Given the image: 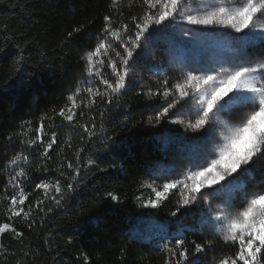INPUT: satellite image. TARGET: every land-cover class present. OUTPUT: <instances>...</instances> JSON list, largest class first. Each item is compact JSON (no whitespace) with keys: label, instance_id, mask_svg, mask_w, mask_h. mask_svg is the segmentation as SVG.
<instances>
[{"label":"snow or ice","instance_id":"1","mask_svg":"<svg viewBox=\"0 0 264 264\" xmlns=\"http://www.w3.org/2000/svg\"><path fill=\"white\" fill-rule=\"evenodd\" d=\"M116 2L113 0L109 14L104 16V26L99 33H93L85 25L73 27L61 45L62 51L65 47L86 49L80 56L84 75L67 97L68 104L55 115L69 125L77 118L85 120L86 123L79 127L86 138L81 137V144L73 153L74 160L63 159L61 168L66 166V170L60 171V179L54 184L41 181L35 185V190H43L44 196L27 205L28 211L24 206L31 194L23 186L29 179L27 172L20 168L9 178L5 191L11 188L13 194L4 197L9 201L7 220L14 221L21 216L30 219L33 209L47 215L53 208L45 210L46 201L57 207L66 203L81 183V153L86 151L85 144L99 140L105 146L111 143L113 151L121 149L125 138L107 135L104 120L112 106L121 107L118 102L137 86V69L143 68L149 58H155L154 49L167 36V29L187 25L180 32L181 43L218 38L216 46L226 50L235 41L239 45V55L228 58L232 67L201 65L184 72L171 87L166 77L158 81L160 87L155 91L148 88L144 93L149 98L162 99L166 105L146 106V110L154 113L148 118V124L157 132H171L166 124H179L185 131L202 134L180 138V151L187 153L188 163L180 172L175 168L149 169L148 175L153 179L140 187L150 189L153 195L135 199L143 208L158 209L171 198V193H178L176 207L168 214L177 221L171 223L195 211L208 234L223 233V240L235 247L234 253L220 257L215 264H264V59L252 63L246 53L256 42L264 46V0H230L232 6L225 0H195L197 7H190L192 0H142L145 11L141 16L131 17V27L124 22L114 25L111 9L116 8ZM118 16L122 17L123 13L118 12ZM28 47L30 43L25 47L17 45L16 54L23 58ZM168 55L170 59H181V50L174 39L168 40ZM17 64L19 66L13 68L14 78L10 77V82H6L0 92L24 85L25 65L22 60ZM161 67L158 65L157 70ZM85 84L96 86L85 88ZM190 99L194 103H189ZM184 105H188L186 113L195 112L194 120L179 118ZM93 109L98 112L99 124ZM221 116L236 118L237 122L229 123L221 120ZM213 122L216 131L210 134ZM44 134L45 125L41 119L33 138L24 139L30 132L24 131L23 126L17 136L28 147H42L40 155L48 158L57 144L58 134L52 132L47 143ZM8 139L11 141L12 137ZM66 146L72 148L70 138ZM118 154L121 153L118 151ZM128 158L124 155L125 161ZM21 161L28 162L29 156L17 153L8 163L18 167ZM87 164L95 165V160L89 158ZM109 167L123 170L122 164L113 163ZM98 171L107 172L108 168ZM165 176L167 179L157 185L156 181ZM104 198L120 202V196L114 192L105 193ZM33 224L34 220L27 227ZM189 230L205 234L203 229ZM6 232L23 236L12 222H0V236ZM184 235V231H179L169 238L164 232L160 237L161 247L168 254L164 264H202L201 256L215 250L211 240L198 243L186 240Z\"/></svg>","mask_w":264,"mask_h":264},{"label":"trees","instance_id":"2","mask_svg":"<svg viewBox=\"0 0 264 264\" xmlns=\"http://www.w3.org/2000/svg\"><path fill=\"white\" fill-rule=\"evenodd\" d=\"M112 4L113 0H0V88L10 82V77L14 78L13 68L19 66L17 61L22 60L25 65L24 85L0 92V222H12L23 233L22 237H16L12 232L0 236V264H164L168 254L161 247L160 237L167 232L170 238L179 231H184L188 241L213 242L215 250L201 256L202 264H215L220 257L236 250L223 240V233L208 234L195 211L171 223L177 221L168 214L176 207L178 193H171V198L158 209L143 208L135 199L153 195L150 189L140 187L153 179L148 175L149 169L175 168L180 172L188 163L187 153L180 151V138L202 134L185 131L179 124H166L171 132H157L148 124V118L154 113L146 110V106L166 105L158 97L145 95L147 89L155 91L160 87L158 81L166 77L170 79L171 87L184 72L195 68L187 53L190 44L181 43L180 38L177 40L176 29L172 27L155 47V58H149L143 68L137 69V86L118 102L121 107L112 106L104 120L107 135L125 138L118 150L121 154L112 150L111 143L105 146L97 140L91 145L85 144L86 151L81 153V183L66 203L57 207L46 201L45 210L53 208L47 215L33 209L30 219L21 216L14 221L7 220L9 201L4 197L13 194L11 188L5 191L9 178L20 168L27 172L29 179L23 186L31 194L24 206L28 211L27 205L44 196L43 190H35V185L41 181L54 184L60 179V171L66 170V166L61 168L63 159L74 160L73 153L80 146L81 137L86 138V133L79 127L86 123L85 120L77 118L69 125L55 115L68 104L67 97L84 75V62L80 56L86 49L65 47L62 51L61 45L73 27L85 25L93 33H99ZM145 8L142 0H117L116 8L111 9L114 25L130 24L131 17L143 15ZM118 12L123 16L119 17ZM169 37L178 41L181 59L169 58ZM29 43L23 58L16 54L17 45L25 47ZM257 44L259 42L246 50L247 55L255 59L263 57L254 50ZM229 48L221 49L228 51ZM237 53L239 55V45ZM158 65L162 66L159 70ZM90 86L96 85H84L85 88ZM189 103L194 100L190 99ZM187 107L184 105L179 118L194 120L195 112L186 113ZM93 112L99 124L98 112L95 109ZM225 118L220 117L221 120ZM41 119L45 125V143L52 132L58 134L57 144L50 150L48 158L40 155L42 147H28L17 136L23 126L24 131L30 132L24 139L33 138ZM29 121L30 124L25 123ZM140 121L143 123L138 124ZM215 131L213 122L209 133ZM69 138L71 149L66 146ZM17 153L28 155L29 161H21L18 167L9 166L8 162ZM124 155L129 157L127 161ZM89 158L95 160V165L87 164ZM113 163L122 164L123 170L109 167ZM44 168L49 171L44 172ZM99 168H108V171L100 172ZM164 179L167 177L157 180L156 184H161ZM107 192L118 194L120 202L105 199ZM33 220L35 224L28 228ZM192 228L203 229L205 234L200 235L199 231L194 234L189 230Z\"/></svg>","mask_w":264,"mask_h":264},{"label":"rangeland","instance_id":"3","mask_svg":"<svg viewBox=\"0 0 264 264\" xmlns=\"http://www.w3.org/2000/svg\"><path fill=\"white\" fill-rule=\"evenodd\" d=\"M214 2H216V0H214ZM225 3L228 6H232V3L230 2V0H225ZM190 7H197V3L195 2V0H192V2L190 3ZM185 27H188V26L187 25H178L175 27L177 40L181 39L180 32ZM178 38H180V39H178ZM169 39H174V38L169 37ZM215 39H218V38H215ZM215 39L214 38H207V39H203L199 42L189 43L190 47L187 48V53L191 55L190 56L191 62H192L191 64H193V65H191L192 67L194 65H195V68L200 67L201 65H205V66L210 67V68H218L221 64H223V66L226 68L233 66L232 61L228 60V58L231 56L238 55L237 43L235 41H233L231 43V46L228 49V51H223L221 48L216 46ZM177 40H175L176 43H178ZM254 50H257L256 53L263 55V57L255 59L253 56L247 55V58L250 62L255 63L259 60L264 59V46H262L259 43V44H257V46H255ZM188 54L185 56L186 59L189 56ZM224 120H227L229 123H236L237 122L236 118L226 117Z\"/></svg>","mask_w":264,"mask_h":264}]
</instances>
